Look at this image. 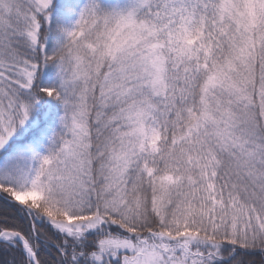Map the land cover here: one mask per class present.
Wrapping results in <instances>:
<instances>
[{"label":"snow or ice","instance_id":"obj_1","mask_svg":"<svg viewBox=\"0 0 264 264\" xmlns=\"http://www.w3.org/2000/svg\"><path fill=\"white\" fill-rule=\"evenodd\" d=\"M0 264H264V0H0Z\"/></svg>","mask_w":264,"mask_h":264}]
</instances>
